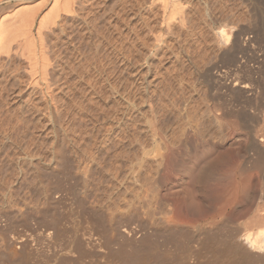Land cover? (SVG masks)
<instances>
[{
	"label": "rangeland",
	"instance_id": "rangeland-1",
	"mask_svg": "<svg viewBox=\"0 0 264 264\" xmlns=\"http://www.w3.org/2000/svg\"><path fill=\"white\" fill-rule=\"evenodd\" d=\"M21 4L47 12L53 0H0V16H10ZM186 4L195 7L188 13L197 20L186 28V36L169 37L158 56L153 39L151 48L135 41L136 33L152 38L149 30L158 5L149 7V0H75L81 15L62 14L46 29L63 68L53 73L69 79L66 89H55L54 107L37 89L27 87L24 58L3 60L0 264H250L240 260L239 237L260 204L259 199L253 201L259 179L256 170L241 182L236 178L245 133L232 114L244 105L232 101V93L215 77L234 66L220 53V28L230 35L240 29L252 36L261 26L259 16L250 17L241 0ZM145 15L151 17L149 29H143ZM171 41L178 42V48L158 64L156 59L169 50ZM252 43L258 53L264 52ZM128 48L142 53L138 63L126 64L131 75L123 74L130 81L123 98L112 88L123 65L118 58ZM82 51L105 86L102 97L79 86L73 71L66 72L70 63H82ZM204 53L211 71L203 67L201 77L192 66ZM236 56L245 59L243 52ZM173 73L179 75L174 78ZM176 115L181 116L179 122L172 120Z\"/></svg>",
	"mask_w": 264,
	"mask_h": 264
},
{
	"label": "bare ground",
	"instance_id": "bare-ground-1",
	"mask_svg": "<svg viewBox=\"0 0 264 264\" xmlns=\"http://www.w3.org/2000/svg\"><path fill=\"white\" fill-rule=\"evenodd\" d=\"M241 1L243 3H245V5L247 7L246 9H248L246 13H249L250 17L256 18L257 16H259V21H260V25H261V26L260 25L259 26L261 28L258 27V29L260 28L259 30L256 28L258 31L255 30L253 32L254 34L252 36H246L248 32L245 30L241 31L240 29L236 33H234L232 31L233 33H232V35H230V34H227V31L224 30L223 27H222L223 29L220 28V30H219L220 35L219 36L222 38V43H223V47H220V46H222L221 42L219 45L220 53L223 54V56L225 55L226 56L225 58H227V56H229L231 61L234 62V66L232 69L229 70V73L228 72L227 73L225 72L224 74L219 73L216 75V77L215 76L214 77L217 78L216 81L220 86H222V88L226 89L227 91L229 90L232 93V95L234 97V98H231L232 101H235V99H236L239 102L243 103L242 106L244 105L242 107L243 109L241 112L237 113L236 115L232 114L235 117V120L238 119V121L241 122L242 128H243L242 130L245 133L244 141L241 144V149L244 152V156H243L242 161L239 162V164L236 167V170H235L236 178L241 182L247 177V173H249L250 171L256 170L257 171V177L259 179V182H258L259 188H258L257 192L254 193L253 201H255V200L257 201V199H259L260 202L259 201L258 202L260 204H256V206L257 205L258 206L255 207V209L251 211L248 219L245 221L247 223L246 226H250V227L243 229V233L239 237L240 244L241 245L243 244L242 245L243 249L241 248L242 251L239 250L240 251L239 257H240V260L241 259L247 260L250 264L251 263L252 264H264V123L262 124V122H264V52L262 51L264 48V0H263V3H261L259 0H241ZM222 2H221V4H222ZM221 4H220V7H221ZM226 4L222 5V6H224L225 9L227 8ZM157 5H158V9H157V12L155 11V14H154L155 17H152V18H155L154 19L155 23H154V26H151V29L149 30V32L151 33L150 35H152V38L148 37V38H151L150 41L147 39V37H145L146 35L149 36L148 33L145 36H140V35H138V33H136V34L134 32L133 33L136 35L135 41L136 42L138 41L140 44H142V45H140V47L142 46V48H143V46L144 47L149 46L148 48H151L150 42L153 39V43H154V44L152 43L153 47L157 50V51L156 50H154V51H156L158 53V56H159V53L165 47L166 40H168L169 37H171V36L177 37V36L185 35L186 28L189 30V28H191L190 23L193 21L195 22L197 19L194 17L196 20H192V18H193L192 14L190 15L191 12L188 13V9L189 10L191 9V11L193 12V9L195 7L189 8L188 4H186V0H149V7L150 6L156 7ZM218 6H216V7H218ZM230 6H232V5H230ZM155 7L153 9H155ZM132 8H134V7L132 4H130L129 8H127V9L131 10ZM153 9L150 8L148 11L150 12ZM198 9H199V7H198ZM124 10H125V8H124ZM220 10L223 11V8H221ZM77 11L78 10L75 7V0H53V5L47 12H43L42 8L35 6V5L33 6V5L21 4V5L17 6L13 10V12L8 14L10 16H8V17L0 16V71L4 68V64H3L4 59L12 61V59L14 57L20 56V57L24 58L27 62V72L29 74V80L27 82V87L33 88V89H35V91L37 89V92L39 93V95H41V97H43V99L45 98L44 99V100H46L45 102L52 104L53 107L55 106L54 100H56L55 98L57 97L55 95V89H57V88H60V89L63 88V90H64V88L66 89L67 88L66 87L67 86L66 81L69 79H67L66 81L61 80L62 77L60 78L58 76L59 74L56 75V77H55V75L53 73L54 69L61 71L63 68L59 67L60 65L57 64V60H56L57 58H56V56H54L56 54V53L54 54V44L52 43V45H51V41L49 39L48 34L46 33V29L49 28L50 25H56V23H58L57 19L62 14L77 18V16L81 15V14H78ZM232 11H234V8L232 9ZM128 12L130 13L131 11H128ZM197 12L199 13L198 10H197ZM197 12L195 11L194 13H197ZM225 13H226V10L223 14H225ZM219 14H221V13H219ZM242 14H244V13H242ZM239 15H241V14H239ZM151 16H153V15H151ZM236 16H237V14H236ZM149 18L151 19V17H149V16H146L144 18L143 29H144V27H147V26L149 27V21H150ZM213 18H214V16H213ZM222 18H223V16H222ZM242 18H243V16H242ZM238 20H240V18ZM86 21L87 20H85V23H87ZM211 21H212V19H211ZM97 22H99V21H97ZM188 23H189V27L186 26ZM141 24L142 23H140L139 25H141ZM218 24H219V22H218ZM193 25H194V23H193ZM173 26L177 27L178 30L176 32L174 31ZM196 26H197V24H196ZM216 26H218V25H216ZM148 27L146 29H149ZM51 29H52V26H51ZM137 29H138V27H137ZM224 31H226V32H224ZM241 36H245V37L242 38ZM252 42H254V44L257 43L259 45V47L262 46L263 47L262 50L258 47L257 48L260 49L263 53H258V51L255 50V47L253 46ZM98 43H99V41H98ZM168 44H170L169 50L161 53V56L158 59H156L158 61V64H161L162 61H165L164 59L167 56H169L171 53L174 52L175 46L177 47V45L179 43L178 42L172 43V41H171V43H168ZM127 46L129 47V45H127ZM216 46H218V45H216ZM130 47H131V45H130ZM124 49H126V48L124 47ZM128 49L126 51H124L122 49L124 52L121 53L120 58H118L119 61L121 62V64H123V65L120 66V70L118 72L119 74H117L118 85H116L114 88H112L113 90L115 89V94L117 93L118 95H121L123 98H125L123 96V94L125 93L126 89L129 88V86L125 87L129 80H127V78H125L123 76V74L125 72L127 77L129 76L127 73L129 72L128 70L130 68V65L132 63H135V64L138 63L139 52H141V50H142V49H140V51H139V49H137L134 51L130 48H128ZM219 49H218V54H220ZM260 50H259V52H260ZM146 51H148V50H146ZM237 52H243L245 54V59L242 61L238 60L237 56H236ZM148 53H149V51H148ZM205 53H204V55L201 54V59L199 61H197V63H195L192 66L194 69V72L198 73L201 77H203V74H201L203 67L205 68L204 69L205 71L206 70L211 71L210 66H208V64H207V63H209L207 61V59H206L207 63H204L205 56H206ZM81 54H82V57L79 59V61L81 60L82 63H80V65L77 66L76 63L71 64L69 62L70 63V69L66 70V72L69 73V72L73 71L72 73H74V77H75L74 80L76 83H79V86L80 85L84 86V87L86 86L85 88L88 87L89 91L90 92L93 91L94 94H96V96L98 98L104 96L105 91H103V88L105 86L102 87L103 85L101 84V82H99V79L96 76L97 70H95V72L92 73L91 69H90V65L92 64V63L90 64V62H92V61L90 59H88V54H86L85 51ZM208 57H209V55H208ZM141 58H142V55H141ZM126 64H130L129 67ZM107 66H109V65H107ZM110 68L112 69V67H110ZM213 68H214V66H213ZM117 69H119V68H117ZM155 69H157V68H155ZM100 70H101V68H100ZM150 70H152L155 73L154 75H157L156 70H153L151 67H149V71ZM152 71H151V73H153ZM100 72H102V71H100ZM110 72H111V70H110ZM145 72H147V71H145ZM136 73H137V71H136ZM188 73H189V71H188ZM177 74L179 75V73H177ZM130 75H131V73H130ZM176 75L174 76V73L172 74V76H174V78L176 77ZM61 76H63V75H61ZM66 76H67V74H66ZM114 76H116V75H114ZM143 78H145V77H143ZM170 78H171V76H170ZM70 80H71V78H70ZM115 80H116V78H115ZM147 81H149V80H147ZM67 83L69 84L72 82H67ZM134 84H136V83H134ZM129 85H131V84H129ZM161 85H163V84H161ZM220 86H219V88H220ZM112 87H113V85H112ZM82 89H83V87H82ZM161 91L162 90H160L159 92H161ZM136 92H137V90H136ZM126 93H128V92H126ZM17 94H19V93H16V95ZM210 94H212V93H210ZM127 95H125V96H127ZM58 98H60V97H58ZM127 98H129V96ZM88 100H90V99H88ZM128 100H130V98L127 99V101ZM53 101H54V104H53ZM58 101H56V102H58ZM125 114H126V111H125ZM162 114L164 115L165 113H162ZM180 117L181 116H177V115L173 116L174 119L172 118V120L174 122H179L181 119ZM164 119H166V118H164ZM235 123H237V122H235ZM161 128H162V124H161ZM54 152H57V150L55 151V149H54ZM33 165H35V164L33 163ZM216 198H218L217 195L214 196L215 200H216ZM253 203H251V204H253ZM240 226L241 225H239V227ZM243 226L245 228L244 224H243ZM199 229L200 230L204 229V226H202V225L199 226ZM240 229L242 230V228H240ZM237 240H238V237H237ZM240 244H239V246L241 247ZM232 245H233V242H232L231 246ZM236 245H237V243L235 244V246ZM232 248H233V246H232ZM122 254H123V252H122ZM138 254L136 252L133 253V255H135L134 256L135 258H138V256L136 257V255H138ZM140 256H141V254L139 255V257ZM243 262H245V261H243Z\"/></svg>",
	"mask_w": 264,
	"mask_h": 264
}]
</instances>
